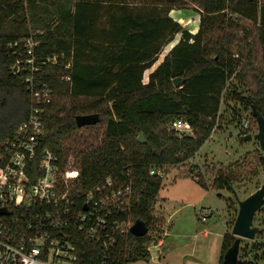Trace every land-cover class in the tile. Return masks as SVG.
Instances as JSON below:
<instances>
[{"label": "trees", "instance_id": "16d2710c", "mask_svg": "<svg viewBox=\"0 0 264 264\" xmlns=\"http://www.w3.org/2000/svg\"><path fill=\"white\" fill-rule=\"evenodd\" d=\"M133 1L0 0V156L28 118L26 80L32 78L36 87L52 91L43 106L40 149L52 151L62 168L72 158L78 178L71 192L84 193L107 178L130 185L131 221L148 228L141 238L128 232L117 237L107 262L98 244L83 241L81 264L150 260L149 244L163 236L153 214L162 177L150 171L193 159L218 125L225 96L252 118L253 111L264 118V0ZM172 9L200 14L196 35L168 17ZM36 28L42 31L31 34ZM179 33V42L144 85V72ZM251 37L253 47L240 70L234 53ZM28 39L37 43L31 55L22 44ZM177 78L184 81L181 88L172 84ZM235 80L246 95L233 89ZM85 115L100 121L78 133L75 118ZM176 121L187 123L192 135L173 130ZM139 135L144 144L137 142ZM259 163L264 167L263 157ZM234 181L220 172L212 188L231 194ZM196 182L208 189L198 171ZM235 239L224 235L221 262ZM251 251L264 260L263 242Z\"/></svg>", "mask_w": 264, "mask_h": 264}, {"label": "built area", "instance_id": "2783aa9c", "mask_svg": "<svg viewBox=\"0 0 264 264\" xmlns=\"http://www.w3.org/2000/svg\"><path fill=\"white\" fill-rule=\"evenodd\" d=\"M22 44L27 55L37 45L33 39ZM12 70L19 72L17 66ZM26 84L31 99L28 118L0 156V209L8 212L0 217V264H81L80 244L85 240L98 244L107 262L117 237L129 233L134 224L131 186L107 178L84 193L71 192L78 170L72 164L62 168L52 151L40 149L43 106L50 103L52 91L45 85L36 87L32 78ZM171 128L192 132L178 121ZM162 172L151 170L150 175L161 177Z\"/></svg>", "mask_w": 264, "mask_h": 264}, {"label": "rangeland", "instance_id": "374dc122", "mask_svg": "<svg viewBox=\"0 0 264 264\" xmlns=\"http://www.w3.org/2000/svg\"><path fill=\"white\" fill-rule=\"evenodd\" d=\"M133 2L137 3V0ZM35 30L31 34L42 31ZM253 41V37L246 39L234 53L240 70L247 63ZM239 83L232 81L233 89L246 95V88ZM220 113L218 125L193 159L181 166L163 168L162 186L153 209L154 216L161 221L162 239L149 244V261L129 264H219L222 240L225 234L231 235L238 202L253 194L264 182V167L259 163V157L264 158V153L254 139L258 132L254 118L226 96ZM86 129L78 133L86 132ZM102 129L103 125L96 128L97 131ZM185 135H192V132ZM247 135L252 137L251 141L244 140ZM72 163L69 158L68 165ZM196 171L208 189L196 182ZM220 172L234 177L233 193L212 188ZM254 217L252 225L258 228L260 239L255 236L253 241L241 240L238 264H264V260L258 258L259 253L251 251L256 244L264 243V207ZM204 231L208 234L206 238ZM161 241H164L163 250L157 247ZM159 251H163V257L157 255Z\"/></svg>", "mask_w": 264, "mask_h": 264}, {"label": "water", "instance_id": "95a60500", "mask_svg": "<svg viewBox=\"0 0 264 264\" xmlns=\"http://www.w3.org/2000/svg\"><path fill=\"white\" fill-rule=\"evenodd\" d=\"M182 79H174L172 84L174 88H179L183 85ZM253 118L257 125V134L254 139L259 143L260 150L264 153V118L253 111ZM98 115L77 116L75 118L76 126L79 129L92 127L99 123ZM245 141H251L250 135L245 136ZM139 144H144L145 140L142 135L137 138ZM264 206V182L261 187L251 194L246 199L238 202V212L234 221L231 235L235 237L233 244L226 250L223 255L222 264H238V255L241 240L253 241L258 229L253 227L255 214ZM8 215L6 209H0V217ZM129 233L141 238L148 233V228L141 221H136L129 230Z\"/></svg>", "mask_w": 264, "mask_h": 264}, {"label": "crops", "instance_id": "0c3cea01", "mask_svg": "<svg viewBox=\"0 0 264 264\" xmlns=\"http://www.w3.org/2000/svg\"><path fill=\"white\" fill-rule=\"evenodd\" d=\"M168 17L179 24L181 28L189 33L190 35L194 36L197 34L200 26V14L197 11L194 10H178V9H172L168 13ZM181 38V33L174 36L173 40L169 44H164L163 49L161 53L157 56V60L155 64L148 70H146L143 74L142 83L146 85L149 80V75L155 71V69L163 62L165 56L171 51V49L179 42ZM181 88V87H179ZM204 220V219H203ZM204 238L207 237V232L204 231ZM165 236V233H164ZM157 247H161L163 250L164 248V241L159 242V245ZM157 255L159 257H163V251L157 252ZM221 254L219 256V264H222L220 260Z\"/></svg>", "mask_w": 264, "mask_h": 264}]
</instances>
